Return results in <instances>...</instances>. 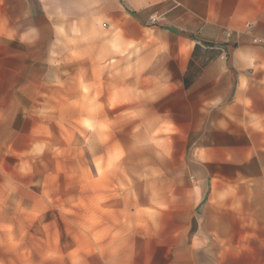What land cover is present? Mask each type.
Segmentation results:
<instances>
[{
  "label": "rangeland",
  "instance_id": "obj_1",
  "mask_svg": "<svg viewBox=\"0 0 264 264\" xmlns=\"http://www.w3.org/2000/svg\"><path fill=\"white\" fill-rule=\"evenodd\" d=\"M18 53L0 50V264H204L209 179L192 132L145 129L139 83L125 89L118 55L101 50L97 66L71 51L66 81L45 87L65 88L57 112L36 96L43 83L12 80Z\"/></svg>",
  "mask_w": 264,
  "mask_h": 264
},
{
  "label": "crops",
  "instance_id": "obj_2",
  "mask_svg": "<svg viewBox=\"0 0 264 264\" xmlns=\"http://www.w3.org/2000/svg\"><path fill=\"white\" fill-rule=\"evenodd\" d=\"M254 39L264 42V0H0V50L21 51L12 80L43 83L36 96L55 111H67L65 88L45 87L66 81L71 51H91L98 66L102 50L119 56L110 62L123 65L125 89L128 77L139 83L147 131L192 132L209 179L204 264H264V45Z\"/></svg>",
  "mask_w": 264,
  "mask_h": 264
},
{
  "label": "bare ground",
  "instance_id": "obj_3",
  "mask_svg": "<svg viewBox=\"0 0 264 264\" xmlns=\"http://www.w3.org/2000/svg\"><path fill=\"white\" fill-rule=\"evenodd\" d=\"M77 114V116H79V117H82V116H86V117H89V118H91L93 121H94V124L96 125V123H98V121H100L101 120V116H100V113H98V114H95L94 112H92L91 110H89V109H83V108H81V109H79V110H76L75 112H74V114ZM153 125V124H152ZM151 126V125H150ZM152 128H153V126H151ZM97 131V130H96ZM95 131V132H96ZM145 135V134H144ZM97 137V136H96ZM95 137V138H96ZM139 137V136H138ZM142 137V136H141ZM140 137V138H141ZM143 138V137H142ZM145 138V137H144ZM131 148H132V146H131ZM133 149H135V147H133ZM136 154L137 155H142V151L141 150H137L136 151ZM135 158L136 157H130V161H133V160H135ZM138 158V157H137ZM142 169H143V165H136V164H132V166H131V168H130V171L131 172H140V171H142Z\"/></svg>",
  "mask_w": 264,
  "mask_h": 264
},
{
  "label": "built area",
  "instance_id": "obj_4",
  "mask_svg": "<svg viewBox=\"0 0 264 264\" xmlns=\"http://www.w3.org/2000/svg\"><path fill=\"white\" fill-rule=\"evenodd\" d=\"M151 22L153 23L154 21L152 20ZM245 26H246V27H249L248 24H246ZM224 36H225V39L228 40V39H230V36H231V35H230V33L225 32ZM253 43H254V44H262V45H264V42H261V41H259V40H257V39H254V40H253Z\"/></svg>",
  "mask_w": 264,
  "mask_h": 264
}]
</instances>
